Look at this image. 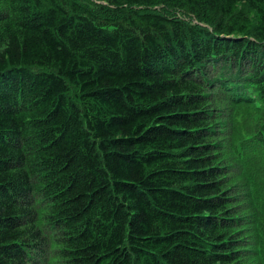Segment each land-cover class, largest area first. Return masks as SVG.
Listing matches in <instances>:
<instances>
[{"label":"trees","instance_id":"obj_1","mask_svg":"<svg viewBox=\"0 0 264 264\" xmlns=\"http://www.w3.org/2000/svg\"><path fill=\"white\" fill-rule=\"evenodd\" d=\"M0 264H264V0H0Z\"/></svg>","mask_w":264,"mask_h":264}]
</instances>
